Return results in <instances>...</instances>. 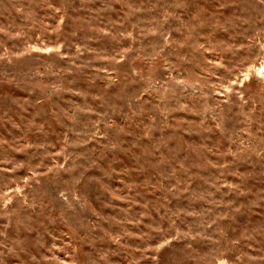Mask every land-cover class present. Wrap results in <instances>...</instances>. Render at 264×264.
I'll return each mask as SVG.
<instances>
[{
  "label": "rangeland",
  "instance_id": "rangeland-1",
  "mask_svg": "<svg viewBox=\"0 0 264 264\" xmlns=\"http://www.w3.org/2000/svg\"><path fill=\"white\" fill-rule=\"evenodd\" d=\"M0 264H264V0H0Z\"/></svg>",
  "mask_w": 264,
  "mask_h": 264
}]
</instances>
